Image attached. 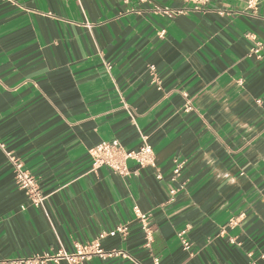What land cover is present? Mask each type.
I'll list each match as a JSON object with an SVG mask.
<instances>
[{
  "label": "crops",
  "instance_id": "0c3cea01",
  "mask_svg": "<svg viewBox=\"0 0 264 264\" xmlns=\"http://www.w3.org/2000/svg\"><path fill=\"white\" fill-rule=\"evenodd\" d=\"M256 42L264 0H0V144L47 197L29 204L0 149V260L70 254L125 226L100 245L130 260L80 264H264ZM111 140L146 142L155 167L93 170L90 150ZM134 206L149 217V249Z\"/></svg>",
  "mask_w": 264,
  "mask_h": 264
},
{
  "label": "built area",
  "instance_id": "2783aa9c",
  "mask_svg": "<svg viewBox=\"0 0 264 264\" xmlns=\"http://www.w3.org/2000/svg\"><path fill=\"white\" fill-rule=\"evenodd\" d=\"M264 47V43L256 42L253 48L250 50V54L259 58V53ZM153 71V68H150ZM191 106L188 105L186 110H190ZM0 149L6 155L8 162L12 166L14 183L18 190L23 192L29 204L36 208H42L46 196L40 190L36 178L24 168L23 163L12 156L3 145L0 144ZM90 156L92 159V169H99L102 167L107 168L112 173L121 176L129 177L130 172L127 168V162L133 161L139 168L155 167L154 154L151 147L146 143L138 148L136 151H127L117 140H111L107 142H101L93 149L90 150ZM184 167L183 161H174L173 168V181L177 177L182 168ZM176 190L171 189L170 195L173 196ZM133 213L135 220L140 224L141 230L144 235L145 249H149L153 241V232L150 226L149 217L147 214L140 211L137 206L133 207ZM233 225V222H230ZM127 228L125 226H119L108 233H101L95 240L85 244H74V250L72 253L68 254L65 252H59L58 254L42 253L40 255L32 256L29 258H21L14 260H0V264H45L47 262H57L59 260H64L68 264H80L85 260H89L92 257L108 258L113 255L121 256L124 259L130 260V257L121 251H115L106 253L100 245L102 239L107 236L120 235L122 237L126 236ZM185 231L179 232L177 234L180 240L182 249L184 251L190 250V244L185 238ZM152 264H159V259L157 257H152Z\"/></svg>",
  "mask_w": 264,
  "mask_h": 264
}]
</instances>
